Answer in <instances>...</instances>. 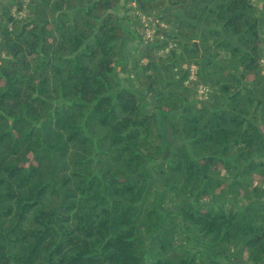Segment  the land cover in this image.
Listing matches in <instances>:
<instances>
[{
	"label": "trees",
	"instance_id": "trees-1",
	"mask_svg": "<svg viewBox=\"0 0 264 264\" xmlns=\"http://www.w3.org/2000/svg\"><path fill=\"white\" fill-rule=\"evenodd\" d=\"M126 1L0 0V264H264V0Z\"/></svg>",
	"mask_w": 264,
	"mask_h": 264
},
{
	"label": "rangeland",
	"instance_id": "rangeland-1",
	"mask_svg": "<svg viewBox=\"0 0 264 264\" xmlns=\"http://www.w3.org/2000/svg\"><path fill=\"white\" fill-rule=\"evenodd\" d=\"M133 6L134 5V2H132ZM126 4H127V1L126 0H120V3H119V6L117 7L116 11L117 13L119 14H124L123 12L125 11V9L127 10V7H126ZM261 69L264 71V34L262 35V59H261ZM123 75V74H121ZM124 76V75H123ZM188 234L191 235V232L188 231ZM189 247L193 248V249H199V250H202L203 247L202 246H197L196 244L194 245L192 241H188L186 243Z\"/></svg>",
	"mask_w": 264,
	"mask_h": 264
},
{
	"label": "built area",
	"instance_id": "built-area-1",
	"mask_svg": "<svg viewBox=\"0 0 264 264\" xmlns=\"http://www.w3.org/2000/svg\"><path fill=\"white\" fill-rule=\"evenodd\" d=\"M145 36L146 37L150 36V30L148 28L145 29ZM194 71H195L194 66H190V76H189L190 78L193 76Z\"/></svg>",
	"mask_w": 264,
	"mask_h": 264
}]
</instances>
